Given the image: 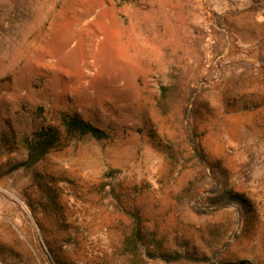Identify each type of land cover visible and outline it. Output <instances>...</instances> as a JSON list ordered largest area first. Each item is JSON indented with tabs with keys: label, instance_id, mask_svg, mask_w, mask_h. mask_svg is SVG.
I'll list each match as a JSON object with an SVG mask.
<instances>
[{
	"label": "rangeland",
	"instance_id": "obj_1",
	"mask_svg": "<svg viewBox=\"0 0 264 264\" xmlns=\"http://www.w3.org/2000/svg\"><path fill=\"white\" fill-rule=\"evenodd\" d=\"M0 264H264V0H0Z\"/></svg>",
	"mask_w": 264,
	"mask_h": 264
},
{
	"label": "trees",
	"instance_id": "obj_2",
	"mask_svg": "<svg viewBox=\"0 0 264 264\" xmlns=\"http://www.w3.org/2000/svg\"><path fill=\"white\" fill-rule=\"evenodd\" d=\"M61 126L66 135L85 136L89 135L95 139L105 138V134L93 127L91 124L83 121L77 116L63 115ZM60 143V133L57 128H41L35 135V138L27 143L26 160L21 163L22 166H32L38 163L45 155L54 149L55 145ZM198 160L204 166H208L205 157L194 147Z\"/></svg>",
	"mask_w": 264,
	"mask_h": 264
}]
</instances>
